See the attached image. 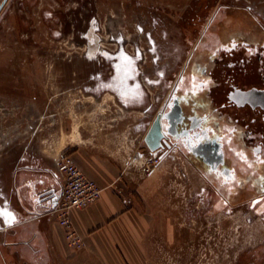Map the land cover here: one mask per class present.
I'll use <instances>...</instances> for the list:
<instances>
[{
    "label": "rangeland",
    "instance_id": "obj_1",
    "mask_svg": "<svg viewBox=\"0 0 264 264\" xmlns=\"http://www.w3.org/2000/svg\"><path fill=\"white\" fill-rule=\"evenodd\" d=\"M217 13L238 24L252 23L264 37V0H8L0 11V76L11 78L14 85L15 142L21 144L28 132L30 149L37 151L52 141L65 144L80 132L118 138L123 146L133 136L142 143L151 114L140 120L141 111L125 108L111 90L99 95L86 90L93 82L91 74L101 72L106 61L113 68V59H106L102 50L130 54L141 46L151 72L149 40L165 34L174 39L172 44L193 43ZM89 31L99 40L93 57L87 52ZM4 91L0 99L6 105ZM170 159L168 177L157 188L156 183L145 188L144 196L153 200L151 204L148 199V207L157 209L158 229L152 226L146 232L144 255L129 257L127 264H264V207L203 209L189 197L199 188V177L189 176L178 156ZM107 256L111 264H125L121 257ZM63 264L103 263L99 256L72 254Z\"/></svg>",
    "mask_w": 264,
    "mask_h": 264
},
{
    "label": "flooded vegetation",
    "instance_id": "obj_2",
    "mask_svg": "<svg viewBox=\"0 0 264 264\" xmlns=\"http://www.w3.org/2000/svg\"><path fill=\"white\" fill-rule=\"evenodd\" d=\"M235 21L212 15L190 44H172L174 39L165 34L149 40L151 72L141 46L130 54L121 47L114 55L102 50L106 59H113V68L106 61L86 86L96 95L111 90L125 108L141 111L140 120L151 114L143 137L160 114L171 145L165 155L178 156L187 174L199 177L201 184L189 197L203 209L264 207V37L252 23ZM87 37V52L93 57L99 40L91 31ZM4 85L7 104L0 99V144L3 154H12L14 85L11 78L0 76V87ZM28 137L26 132L22 142Z\"/></svg>",
    "mask_w": 264,
    "mask_h": 264
},
{
    "label": "crops",
    "instance_id": "obj_3",
    "mask_svg": "<svg viewBox=\"0 0 264 264\" xmlns=\"http://www.w3.org/2000/svg\"><path fill=\"white\" fill-rule=\"evenodd\" d=\"M131 127L138 130L136 122ZM131 138L123 146L118 138L78 132L76 139L65 144L52 141L48 148L31 151L28 137L21 144L14 139L12 154H3L0 144V210L4 212L0 215V264H63L72 254L99 256L103 264H111L108 254L127 264L129 257L143 256L144 235L159 225L157 209L154 212L146 203L145 188L155 183L157 188L159 180L168 177L172 156H164L153 173L145 174L139 161L149 154L143 141ZM62 148L102 188L98 200L70 211L72 224L85 240L81 249L67 245L64 228L53 212L56 201L40 202L34 195L43 188H53L58 195L62 191L63 178L57 168V152ZM164 220L169 239V217Z\"/></svg>",
    "mask_w": 264,
    "mask_h": 264
},
{
    "label": "built area",
    "instance_id": "obj_4",
    "mask_svg": "<svg viewBox=\"0 0 264 264\" xmlns=\"http://www.w3.org/2000/svg\"><path fill=\"white\" fill-rule=\"evenodd\" d=\"M146 152L149 155L139 161V167L143 173L151 174L160 164L166 151ZM57 168L63 178V188L55 199L53 212L57 213L59 224L65 228L67 245L72 249H81L85 246V240L72 224L70 211L83 208L99 198L101 188L83 173L66 148L57 152Z\"/></svg>",
    "mask_w": 264,
    "mask_h": 264
},
{
    "label": "water",
    "instance_id": "obj_5",
    "mask_svg": "<svg viewBox=\"0 0 264 264\" xmlns=\"http://www.w3.org/2000/svg\"><path fill=\"white\" fill-rule=\"evenodd\" d=\"M6 0L0 4V9ZM144 145L147 151L154 152L158 150H167L171 148L169 141L165 138L162 131L160 114L156 116L153 122L147 128L143 137ZM166 156V155H165ZM36 199L40 202L54 203L58 194L53 188H43L40 192L35 193Z\"/></svg>",
    "mask_w": 264,
    "mask_h": 264
},
{
    "label": "snow or ice",
    "instance_id": "obj_6",
    "mask_svg": "<svg viewBox=\"0 0 264 264\" xmlns=\"http://www.w3.org/2000/svg\"><path fill=\"white\" fill-rule=\"evenodd\" d=\"M3 214H4L3 210H0V215H3ZM11 219H14V217H11V218L9 219V222H11Z\"/></svg>",
    "mask_w": 264,
    "mask_h": 264
},
{
    "label": "bare ground",
    "instance_id": "obj_7",
    "mask_svg": "<svg viewBox=\"0 0 264 264\" xmlns=\"http://www.w3.org/2000/svg\"><path fill=\"white\" fill-rule=\"evenodd\" d=\"M112 96V95H111ZM145 152V151H144Z\"/></svg>",
    "mask_w": 264,
    "mask_h": 264
}]
</instances>
